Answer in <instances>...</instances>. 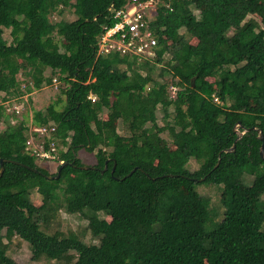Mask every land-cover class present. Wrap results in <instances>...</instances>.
<instances>
[{"label":"trees","instance_id":"trees-1","mask_svg":"<svg viewBox=\"0 0 264 264\" xmlns=\"http://www.w3.org/2000/svg\"><path fill=\"white\" fill-rule=\"evenodd\" d=\"M127 2L0 0V96L58 80L32 120L55 127L48 139L67 163L48 180L56 172L24 152L26 119L0 130V264H18L21 242L29 264H264L262 142L233 132L240 122L264 137V0H160L151 60L99 55ZM59 213L85 227L59 230Z\"/></svg>","mask_w":264,"mask_h":264},{"label":"built area","instance_id":"built-area-1","mask_svg":"<svg viewBox=\"0 0 264 264\" xmlns=\"http://www.w3.org/2000/svg\"><path fill=\"white\" fill-rule=\"evenodd\" d=\"M160 0H128L126 5L113 11L112 26L104 27L98 38L97 53L99 55L115 54L119 57H133L138 61L151 60L155 56L156 39L151 29V23L157 15V5ZM165 7L169 8V4ZM53 84L57 81L53 79ZM31 85V83H29ZM26 83L23 85L25 89ZM178 88L170 86L168 94L174 98ZM92 102L96 97L88 96ZM0 130L8 125L15 126L25 118L27 106L23 101H11L7 96H0ZM28 138L25 141L24 152L39 163L54 164L57 167L59 150L53 140L48 139L56 131L54 126L37 125L32 116L26 121Z\"/></svg>","mask_w":264,"mask_h":264},{"label":"rangeland","instance_id":"rangeland-1","mask_svg":"<svg viewBox=\"0 0 264 264\" xmlns=\"http://www.w3.org/2000/svg\"><path fill=\"white\" fill-rule=\"evenodd\" d=\"M70 20L73 19V17H68ZM6 39H8V34H5ZM11 40H9L10 43ZM258 52L264 51V39L259 43L257 46ZM220 74V73H219ZM215 78H217L215 76ZM215 78L211 79V81H215ZM17 80L20 83V89L24 90L23 85L26 83L28 84V78L25 77L22 74L17 75ZM59 86V82L53 84L52 86L49 87H42L40 90H32L30 93H24L20 95H11L7 96L8 100L11 101H23L26 106V121L30 119V117L33 115V111H38L41 109H44L47 105H49L51 102H54L59 95V92L57 90V87ZM32 88V87H31ZM62 100L64 102L65 97H62ZM115 127L121 129L120 124L118 122H115ZM118 129V130H119ZM164 138H167V135H161ZM78 158L81 160V162L86 165V166H91L95 163L94 157L92 154L86 152L85 150H81L77 153ZM37 162V161H36ZM39 166L47 170L50 174H53L57 171V166L54 164H49V163H39L37 162ZM189 168L191 170L196 169V164L194 161H190L188 164ZM237 180L240 182L242 181V175L237 176ZM251 183V179L248 180L247 184ZM216 186L212 187H207L205 184L201 185L199 187V190L201 193H204L208 196L211 197V204L213 206L216 205V200L219 198V192H215ZM215 192V193H214ZM259 192L263 195L264 194V187L260 186L259 187ZM34 201L36 205H40V201L34 197ZM109 220V218H106ZM55 222L57 224V227L59 230L62 231H67L68 229L73 230V231H79L82 230L85 227V222H78L76 218L71 217V216H66L64 213H59L57 218L55 219ZM207 230H210L209 228ZM90 238V237H88ZM16 241V239H15ZM13 255V254H12ZM13 258L16 259L18 264H29V260L31 259V252L29 248L23 244L22 242L20 243L19 249L16 251V253L13 255ZM31 264V263H30ZM32 264H48L47 262H37V263H32Z\"/></svg>","mask_w":264,"mask_h":264},{"label":"water","instance_id":"water-1","mask_svg":"<svg viewBox=\"0 0 264 264\" xmlns=\"http://www.w3.org/2000/svg\"><path fill=\"white\" fill-rule=\"evenodd\" d=\"M109 9H110V8H109ZM240 128H241V124H240V122H237V123L235 124V126L233 127V132L236 134L235 142H236L237 140H239V139L244 135L245 132H247V131H251V130H252V131H256L257 134H258V135H257V138H258L259 140H261V142H262L261 147H260V150H259V153H260L261 158L264 159V137H263V135H262L261 130H259V129H257V128H252V129H247L246 131H240V130H239ZM234 148H235V144H233V146H232V148H231L230 150H226V152H228V151H234ZM3 162H4V160H1V161H0V176H1L2 173H3ZM65 165H67V163L64 162V161H62V162L59 164V166L57 167L56 175H55V176H46V179H48V180L58 179V178H59V175H60V172H61V169H62ZM81 168H82V169H88V168H91V167L83 166V167H81ZM105 168H106V167H105ZM112 170H114V167L112 168ZM34 171H35V170H34ZM133 172H134V170L131 171V172L127 175V177H129Z\"/></svg>","mask_w":264,"mask_h":264}]
</instances>
